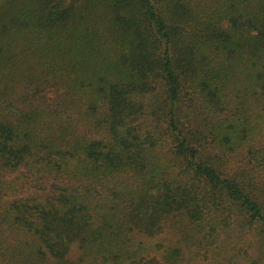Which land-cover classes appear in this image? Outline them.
I'll return each mask as SVG.
<instances>
[{"label":"trees","instance_id":"obj_1","mask_svg":"<svg viewBox=\"0 0 264 264\" xmlns=\"http://www.w3.org/2000/svg\"><path fill=\"white\" fill-rule=\"evenodd\" d=\"M263 171L264 0H0L2 264H264Z\"/></svg>","mask_w":264,"mask_h":264},{"label":"rangeland","instance_id":"obj_2","mask_svg":"<svg viewBox=\"0 0 264 264\" xmlns=\"http://www.w3.org/2000/svg\"><path fill=\"white\" fill-rule=\"evenodd\" d=\"M245 153H236L233 155L229 161V164H227L228 170L234 171V172H240V171H251L250 165L248 164V161L245 159ZM262 175V176H259ZM20 177L22 175L20 172L16 173H6L4 176V179L2 180V185L4 187H9L13 183H15V180H18V183L20 182ZM255 183L259 185V188H264V185H261L260 183L263 181L264 183V171L259 172L257 176H254V174L250 177L249 182ZM30 188L26 190H20L21 195H25L27 191H29ZM11 192H8L6 196H3L1 198V202L5 203L10 197H12ZM165 230L156 236L153 237H145L142 235H138V240L143 241L145 244V247L147 249V256L151 257H157L162 258V254L164 253V250L166 247L169 246H186L181 239L183 236V233L186 231L187 222L182 217H171L166 221ZM186 228V229H185ZM197 250L192 247L190 249L184 250V256H183V262L180 264H193L198 263L202 259V254H197ZM0 264H2L0 262Z\"/></svg>","mask_w":264,"mask_h":264}]
</instances>
